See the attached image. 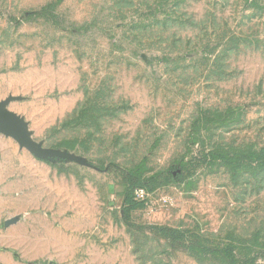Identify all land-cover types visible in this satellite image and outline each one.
Returning a JSON list of instances; mask_svg holds the SVG:
<instances>
[{
  "label": "rangeland",
  "instance_id": "obj_1",
  "mask_svg": "<svg viewBox=\"0 0 264 264\" xmlns=\"http://www.w3.org/2000/svg\"><path fill=\"white\" fill-rule=\"evenodd\" d=\"M0 83L36 141L90 163L32 154L69 222L47 264H225L155 227L262 261L264 171L201 152L264 147V0H0ZM130 175L156 184L125 213Z\"/></svg>",
  "mask_w": 264,
  "mask_h": 264
},
{
  "label": "crops",
  "instance_id": "obj_2",
  "mask_svg": "<svg viewBox=\"0 0 264 264\" xmlns=\"http://www.w3.org/2000/svg\"><path fill=\"white\" fill-rule=\"evenodd\" d=\"M9 94L0 83V100ZM41 164L0 132V264H47L46 260L57 261L59 249H69L59 241V235H66L68 242L69 222L67 217L61 220L53 196L42 193Z\"/></svg>",
  "mask_w": 264,
  "mask_h": 264
},
{
  "label": "trees",
  "instance_id": "obj_3",
  "mask_svg": "<svg viewBox=\"0 0 264 264\" xmlns=\"http://www.w3.org/2000/svg\"><path fill=\"white\" fill-rule=\"evenodd\" d=\"M202 159L207 163H218L229 168L232 175L237 178L242 173L264 171V147L256 149L253 147H233L225 146L215 147L209 152H201ZM183 175L180 176L182 178ZM164 181H168V176L163 177ZM128 190L125 199V213L130 210L144 206V202L137 200L134 191L138 188L153 190L156 184L155 177L149 180H141L134 175L129 176ZM157 232L162 234L174 248H182L196 255L219 254L225 264H264V243L258 252H261L263 258L261 262H257V255H253L254 249L245 248L238 251L233 242L226 243L223 247H217L215 244L203 242L200 238H194L187 231L171 228V227H155ZM256 239V238H255ZM241 251V252H240Z\"/></svg>",
  "mask_w": 264,
  "mask_h": 264
},
{
  "label": "water",
  "instance_id": "obj_4",
  "mask_svg": "<svg viewBox=\"0 0 264 264\" xmlns=\"http://www.w3.org/2000/svg\"><path fill=\"white\" fill-rule=\"evenodd\" d=\"M19 95L9 94L0 100V132L6 136L15 139L21 148H25L36 157L49 161H73L82 165L90 163L77 154L56 147H48L41 141H36L32 137V131L29 129L28 121L24 116L11 110V102L21 99Z\"/></svg>",
  "mask_w": 264,
  "mask_h": 264
}]
</instances>
